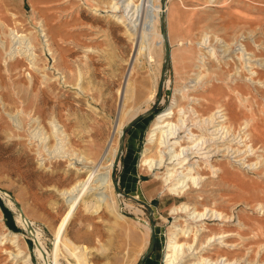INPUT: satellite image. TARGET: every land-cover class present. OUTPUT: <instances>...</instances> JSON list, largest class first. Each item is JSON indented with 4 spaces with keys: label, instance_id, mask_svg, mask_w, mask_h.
<instances>
[{
    "label": "rangeland",
    "instance_id": "rangeland-1",
    "mask_svg": "<svg viewBox=\"0 0 264 264\" xmlns=\"http://www.w3.org/2000/svg\"><path fill=\"white\" fill-rule=\"evenodd\" d=\"M160 2L156 25L162 32L164 17L168 40L153 33L151 40L155 45L150 56L148 49L141 55L137 53L140 28L135 34L130 33L126 23L113 16L112 0H0V19L5 24H0V30L7 33L8 27L16 28L35 37L36 68L25 57L6 59L0 43V188L6 191L0 192V233H20V245L31 253L33 264L50 262L34 237L43 242V247L54 248V230L68 210L59 191L88 174L70 167L67 158H50L52 154H45L50 159L40 165L36 143L30 139L29 113L40 116L50 134V147L56 148L49 124L55 116L69 134V142L58 145L60 151L65 147L75 149L100 162L111 146L120 147L118 125L126 130L123 153L112 171L116 211L126 218L118 219L106 207L99 213L86 211L81 202L65 225V235L87 247L91 264H138L148 250L151 229L137 218L147 220L155 230L157 226L166 230L174 220L171 206L186 200L196 203L199 209L214 206L232 216L221 224L219 220H209V230L202 233L201 240L214 232H226L230 245L217 244L207 255H229L237 264H264V206L260 209L258 204L264 203V161L242 167L233 161L229 165L221 153L216 154L214 163L228 171L213 175L204 163L200 171L206 177L200 189L192 187L184 197L164 190L163 180L139 164L152 120L175 95L174 119L180 106H194L199 115L191 113L189 119H200L201 115L209 116L218 103L225 107L228 123L235 132L244 120L251 119L250 143L258 147L246 160L263 159L264 64L254 67L260 71L262 82L249 81L245 63L240 64L236 57V47L243 41L258 58L264 59V0ZM121 8L118 14L124 13ZM41 20L49 46L36 32L35 26ZM206 32L210 37L200 46L198 41ZM167 45L171 61L166 65ZM228 46L231 47L225 53ZM9 47L8 42L7 50ZM211 47H216L217 58L208 52ZM200 50L206 54V63L197 60ZM57 69L65 77L58 79ZM79 73L83 76L84 95L75 88ZM187 94L193 99H188ZM153 108L152 113L142 116ZM18 111L23 112L24 120L20 130L7 115ZM136 116L141 118L128 128ZM194 130L200 132L199 128ZM155 151L154 146L151 154ZM197 194L202 199H197ZM11 197L16 203H9ZM27 216L38 233L27 230ZM156 235L154 250L143 264H164L165 236L157 230ZM61 251L62 264H75L63 247Z\"/></svg>",
    "mask_w": 264,
    "mask_h": 264
},
{
    "label": "bare ground",
    "instance_id": "bare-ground-1",
    "mask_svg": "<svg viewBox=\"0 0 264 264\" xmlns=\"http://www.w3.org/2000/svg\"><path fill=\"white\" fill-rule=\"evenodd\" d=\"M112 1L113 3H111L110 6L114 10L113 12H115L113 16L126 23L130 33L135 34L136 30L140 28L141 40L137 53L141 55L143 51L148 49L150 56H152V49L155 44L151 40V35L157 33L160 38H163L162 32L156 25V23L159 22L157 14L161 8L160 0ZM121 7L124 13L118 14L117 12ZM38 23L39 24L35 26L36 32L42 39L45 38L43 39V43L49 46V38L43 25L44 22L41 20ZM0 24L2 26L5 25L1 19ZM8 30L7 33L0 30V43L1 47L6 51V59L9 58L12 60L17 57H25L26 60L32 63V67L36 68L37 54L35 52L34 35L31 33H20L16 28L9 29L8 27ZM36 32L34 33L36 34ZM209 37L210 35L208 32L203 33L202 38L198 41L199 45L201 46L206 43ZM134 38L137 37L135 36ZM8 42L10 43L9 50H7ZM230 47L231 46L226 47L224 52L226 53L229 51ZM236 48L238 49L236 57L240 59V64L245 63V65H243L247 67L245 71H248L247 73L250 74L246 76V78L249 79V81L252 80L253 82L261 83L262 80L258 77L260 71L256 69L257 67L254 69V67L256 65H263L264 59L258 58L253 51L248 49L243 41H240L239 48ZM214 50H216V47H211L208 49V52L217 58V55L215 56L214 54ZM235 53L236 52H234V54ZM205 57L206 54L202 51V53L198 55L197 60L202 62ZM217 60H219V58ZM225 62H227V60ZM57 73L59 74L57 76L59 77L58 79L65 77V75L62 76V72L59 70ZM46 75L47 74H44L43 76L46 77ZM196 79L198 80L199 78ZM82 81V73H79L75 88L79 94L84 95L85 87ZM194 83L197 84V81ZM178 90L181 91V88H178ZM127 91H125L126 96ZM194 97L196 98V96ZM188 99H193V97L188 96ZM176 105L177 96L175 95L173 101L163 111L155 115L149 126L145 147L142 150L139 163L154 172L155 177L161 178L163 180L164 190L168 191L173 196L184 197L192 187L200 189L201 182L206 177L200 171L204 163L206 166H210L213 175H217L220 171L227 172L228 170H226V167L214 163V156L216 154L218 155L221 153L222 158H226L229 165H233L234 162L239 163L242 167L257 165L258 162L264 161V157L260 161L253 160L252 162H247L246 160L248 156L256 152V147H258H254L253 143H250L251 119L244 120L240 130L237 129L238 132H235V130L232 129V125L228 123L229 116L221 103H218L217 108L214 111L212 110L213 112H211L209 116L205 115L206 117H202L201 115L200 119H196L197 116H195V119H189L191 113H193V115H199L198 110L192 105H188V107L180 106L178 109V116L174 119ZM122 110L125 109L123 108ZM7 115L17 129L20 130L23 128L24 120L22 111L15 113L7 112ZM28 115L29 126L32 127L30 129V139L34 140V143H36V153H38L39 159L41 160L40 165H45L46 160L50 158H67L70 167L75 168L80 173L87 172L88 174L87 177L77 180L75 183L73 182L74 184L69 188H64L59 191L66 205L68 204V210L54 230V248L48 249L47 247H43L44 245H41L42 241L40 242L37 236L34 237V241L41 252L45 253L46 258L49 257V264H62L60 261L62 247L69 256L75 259V264H91L89 260V250L85 245L77 244L65 235V225L81 202L85 203L86 211L91 210L92 212L99 213L101 208L106 207L108 210L114 211L118 219L124 220L126 218L124 214L116 211V204L113 196L114 182L112 171L119 152V145H110L111 149L109 147L110 150L106 155L104 154L101 162L95 161L85 152H80L75 149L69 150L65 147L60 151V146L58 145H62L67 141L69 136L64 125L55 116L49 120L52 135L56 139V148H52L48 145L50 134L45 131L40 116L31 113ZM190 121L193 123L190 124ZM194 127L199 128L200 132H196ZM116 132L119 141L123 132L122 124L118 125ZM154 146L156 148V153L153 155L151 153ZM55 149H57V151H55ZM45 154H52V156H50V158L45 157ZM261 156H263V154H261ZM196 198L202 199V196L197 194ZM8 201L10 204H13L11 199H8ZM258 204L260 209L263 208V202H259ZM170 213L174 216V220L168 228L163 230L160 226L156 227V230L165 236L164 264H237L229 255L225 256V254H220L217 257H213L206 254V252L214 249L217 244L220 246L230 245L227 239H225L229 234L226 232H214L207 235L205 240H201L202 233L209 230V220L216 219L219 220L218 223L221 224L229 220L232 217L231 215L214 206H204L203 209H199L196 203H192L189 200L172 205ZM0 220H2V217ZM137 221L141 222L147 229H151V224L147 220L137 218ZM26 227L29 232L33 231L35 234L38 233V229L32 226L28 216L26 217ZM20 235V233L12 230L0 233V257L5 255V257L1 259L0 264H9L10 262L11 264H33L31 253L20 245Z\"/></svg>",
    "mask_w": 264,
    "mask_h": 264
},
{
    "label": "water",
    "instance_id": "water-1",
    "mask_svg": "<svg viewBox=\"0 0 264 264\" xmlns=\"http://www.w3.org/2000/svg\"><path fill=\"white\" fill-rule=\"evenodd\" d=\"M162 1L165 2V0H162ZM161 30H162V33L164 35V39L167 41L168 40V34H167V30H166L165 24H164V17L162 18V21H161ZM165 53H166L165 64L167 65L171 61V51H170V47L168 45L166 46V52ZM161 95H162V86H160V88L158 89V96L160 97ZM154 109L155 108L148 109L142 116L149 115L150 113H152L154 111ZM140 118H141V116L134 117V119H132V121H130V123L128 125V128L133 127L138 122V120ZM125 132H126V130L124 129L123 132H122V138H121L122 140L120 142L119 152H118L115 164H114V169L116 168V165L118 164V161H119V159L121 157V154L123 153V149H124L123 140H124ZM115 186H116V188H117V190L119 192L120 188L118 187V182L117 181H115ZM0 192H6V191L0 188ZM11 199H12V201L14 203H16V201H15V199L13 197H11ZM18 209L22 210V207L18 206ZM156 237H157L156 230H155L154 225H152L151 226V240H150V243H149L148 250L144 254V256L142 257L141 261L138 264H143L144 261L146 260V258H148L150 256V254L154 250Z\"/></svg>",
    "mask_w": 264,
    "mask_h": 264
}]
</instances>
